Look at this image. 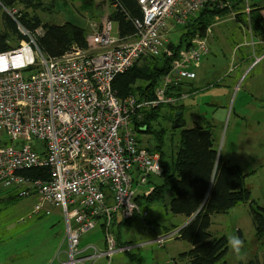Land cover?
I'll return each mask as SVG.
<instances>
[{
  "label": "built area",
  "instance_id": "2783aa9c",
  "mask_svg": "<svg viewBox=\"0 0 264 264\" xmlns=\"http://www.w3.org/2000/svg\"><path fill=\"white\" fill-rule=\"evenodd\" d=\"M136 2L142 18L133 21L134 37L112 36L113 23L106 17L90 23L85 49L73 46L58 59H46L33 36L20 29L27 41L0 54V186L21 198H37L31 215L61 211L68 242L64 264L83 261L87 249L79 247L80 238L99 224L105 248L89 256L107 263L146 246L161 248L178 232L118 245L112 225L148 216L137 191L162 170L158 154L137 142L134 120L142 122L143 114L163 106L175 108L190 96L188 81L208 53L207 35L192 38L178 51L152 99L120 100L112 83L142 58L170 56L165 45L169 27L184 26L219 0ZM32 169H47L48 180L18 175Z\"/></svg>",
  "mask_w": 264,
  "mask_h": 264
},
{
  "label": "trees",
  "instance_id": "16d2710c",
  "mask_svg": "<svg viewBox=\"0 0 264 264\" xmlns=\"http://www.w3.org/2000/svg\"><path fill=\"white\" fill-rule=\"evenodd\" d=\"M89 1L85 0L83 4L87 5ZM38 4H41L39 0H0V10L2 8L13 10L19 5L27 10L35 9ZM108 6L111 12L107 18L116 25L118 37L121 39L134 37L136 29L133 21L142 18L136 0H108ZM252 8L254 10L250 13L248 28L253 36L264 38V19L258 14L262 7L253 5ZM230 10L229 1L219 0L217 4L206 6L190 17L182 26L178 37L167 45L166 49L170 56L163 54L158 59L142 58L124 74L114 79L112 89L116 97L120 100L128 97H137L138 100L152 99L161 76L176 60L178 51L187 47L192 38L205 37L206 31L215 23V18L223 17ZM25 11L18 12L13 17L5 13L2 15L0 54L14 49L10 46L11 39H16L17 47L27 41V36L20 33L19 28L31 36L35 35L33 38L36 48L46 59H58L73 46L85 49L86 33L80 24H43L37 16H30ZM174 109V115L167 118L170 123L169 129L159 125L160 115L157 109L143 114L142 122L134 120V132L139 135L148 134L152 138L153 146L145 148L150 154H158L162 170L161 175L155 178L156 183L154 179L148 182L151 185L148 196L140 194L137 201L141 203V199H144L145 203H166L172 215L183 216L189 220L175 235L177 240L186 242L191 247L178 256L179 262L226 264L224 257L227 253V240L224 236L217 237L211 231L212 219L236 206L246 205L255 238L260 242L264 239V209L257 207L251 199L250 192L244 186L245 176L241 168L227 164L218 155L214 147L211 126L207 124L204 127L195 125L186 128L182 106ZM178 112L180 116L177 117ZM175 121L179 126L177 129H173ZM176 131L178 141L174 144ZM166 139L173 147L175 146V149L173 147L171 150L167 149ZM137 142L140 143L138 139ZM18 175L32 181H47L49 177L47 169L26 170ZM16 196L21 198L18 194ZM18 198L14 197V200ZM130 221L120 222L119 225L123 226ZM240 264L264 262L261 263L255 256L247 263Z\"/></svg>",
  "mask_w": 264,
  "mask_h": 264
},
{
  "label": "rangeland",
  "instance_id": "374dc122",
  "mask_svg": "<svg viewBox=\"0 0 264 264\" xmlns=\"http://www.w3.org/2000/svg\"><path fill=\"white\" fill-rule=\"evenodd\" d=\"M83 1L85 0H39L41 4H38L35 9L27 10L21 5L16 6L13 10L2 8L0 10V29L1 17L4 13L13 17L14 14L26 10L25 12L30 16H37L43 24L77 23L83 27L85 33H88L90 23L100 22L108 16L111 9L108 6V0H90L87 5L83 4ZM241 1L248 2V0ZM222 24L224 23L212 27L213 31H217ZM225 26H231L236 31L235 34L232 33L234 36L231 35L229 41L240 44L242 42V37L241 39L239 37V35L242 36L240 29L233 26L232 23L224 24L223 27ZM182 28L175 25L170 26L165 35V40L168 41L165 45L174 41ZM20 30L19 32L22 33ZM116 35L117 27L113 24L112 36ZM17 45L16 39L10 40L11 47L15 48ZM225 71L226 67L219 75L213 77L212 82L216 83L217 76H222ZM263 72L264 64H261L256 68L252 66L247 69H237L224 82H217L218 85H205L209 81L203 83V80H198L199 82L196 84L198 88H192L184 105L178 106H182V108L185 106L182 113L188 126H191L197 118L201 125L206 123L211 126L214 147L218 155L227 164L241 168L245 176L244 186L250 192L251 199L257 207L264 209V95H260L258 99L255 95L257 100L250 101V109L245 113V117L249 121L248 127L244 128L243 125L235 121V114L239 111L238 106L242 107L250 100V95L248 96V93L245 92L246 84L250 80L264 82ZM222 85L226 88L220 87ZM199 88H203V90ZM211 100H213V105H209ZM157 112L160 115L159 125L164 129H169L170 123L167 118L174 115L175 109L163 106L158 108ZM175 134L174 144L178 141V131ZM136 137L140 146L149 148L153 146L152 138L148 134H136ZM166 140V147L171 150L173 144L171 145L169 140ZM173 148L175 149V146ZM151 180L154 183L157 182L155 178H151ZM150 191L151 185L147 184L137 192L147 194ZM16 194V190L0 186V263L10 262V257H15L17 260L27 261L26 263L35 261L33 264H36L40 258L48 256L51 252L53 242L50 237L56 232V228L49 227L48 224L54 220L52 216L41 218L31 215L37 198H18ZM14 197L18 199L14 200ZM165 204L160 202L145 203V200L141 199V210L147 211L148 216L144 219L136 216L129 223L121 226L119 231L121 237L123 239L134 238L137 244L150 241L156 236L177 232L186 218L172 215ZM248 214V207L239 205L212 219L211 231L217 237L224 236L227 240V253L224 257L226 264L247 263L255 256L264 253V239L260 242L256 240ZM113 231L117 233L118 229L114 227ZM231 236H236L243 241L239 255L228 244V239ZM189 247L188 243L179 241L174 236L167 238L161 248L148 246L142 250L139 249L137 254L141 264H181L178 262L177 255L186 250L184 248L188 249ZM171 256H174L175 260L170 258ZM127 261L130 262V260ZM131 263L134 264V261Z\"/></svg>",
  "mask_w": 264,
  "mask_h": 264
},
{
  "label": "crops",
  "instance_id": "0c3cea01",
  "mask_svg": "<svg viewBox=\"0 0 264 264\" xmlns=\"http://www.w3.org/2000/svg\"><path fill=\"white\" fill-rule=\"evenodd\" d=\"M227 1L231 3V10L229 13L225 14L221 18L216 17L215 22L217 21V23L216 24L214 23L207 30L208 34H206L207 36L206 35L205 36H206L208 53L205 56V58L202 60L201 66L198 69L194 70L193 78L190 81H188L189 83L187 87V92H189L192 88H198L196 87V84L199 82L198 80H203V83L209 81L205 85H210V84L218 85L217 82L220 83L224 82V80L228 78L231 74H233L237 69H247L252 66L256 68L257 66L264 64V38H261L259 36H253L252 33L250 32V29L248 28V19L250 17V13L254 10L252 8L253 5H256L259 8L262 7V9L259 11L258 14L262 19H264V0H248L247 3L242 2L241 0H227ZM233 4L235 6H233ZM219 23H224V24L232 23L233 26L240 29V32H242V36L239 35V37L240 39L242 37V42L240 44H234V42L229 41L230 40L229 38L232 35V33L234 34L236 33L235 29H232L231 26L223 27L224 24H222L221 27L219 26V29L217 31H213V28L217 27L218 26L217 24ZM210 38L211 40H209ZM225 67H226V71L224 72V74L222 76H217L216 83H213L212 82V79H214L213 77L219 75V73H221V71ZM227 68H229L228 71ZM220 87L226 88L223 85ZM199 89L203 90V88H199ZM245 92L248 93V96L250 95L249 103L242 105V107L238 106L239 111H237V113L235 114L236 117L235 121L243 125L244 128L248 127L249 125V121L245 117V113L250 109L249 108L250 101L257 100L258 97H260V95H264V82L260 83L259 80H255V81L250 80L248 84H246ZM255 95L257 96V99L255 98ZM184 102L182 105H184ZM209 105H213V100L210 101ZM184 108L185 106L183 107V109ZM198 120H199L198 118L195 119L194 123L191 126H188L185 122V127L191 128L195 125L204 127L205 125H207L206 123L205 125H201L200 122H198ZM51 212L52 213L50 216H52L54 222H49L48 226L49 227L53 226V228H56V232L53 234L52 237H50V239L53 242V244H51V252L48 256L42 259L40 258L36 262V264H64L68 260V242L66 238L65 220L60 210L53 209ZM36 217L43 218L41 215ZM188 222H189L188 219H184L183 224L180 228L184 227ZM119 224L120 222L113 223L114 225L113 230L114 227L115 229L116 228L118 229L117 233L113 231L117 243L120 245L135 243L134 238L123 239L121 237L119 233L121 229V225ZM212 225H213V220H212ZM72 226L74 225L72 224ZM79 247L81 249H87V250L82 256L84 257L83 261L78 264H133L131 263V261H134V264H141L139 260V255L137 254V251L139 252V250L133 252L132 254L117 255L116 257L111 259L109 263H107L106 259L104 258H99L94 260L90 258L89 256L90 254H92L95 251H102L105 248L103 228L102 225L100 224L96 226L93 230H90L81 236L79 241ZM147 247L148 246L143 247L140 250ZM184 249L186 250L179 252L178 255L187 252L190 249V247L188 249L187 248ZM257 257L261 263L264 262V253H261ZM170 258L175 260L174 256H171ZM10 259H11L9 260L10 262L7 261L0 264L35 263V261L26 263L27 261L17 260V258L15 257H10ZM127 260H130V262H128ZM180 263L183 264L182 262Z\"/></svg>",
  "mask_w": 264,
  "mask_h": 264
},
{
  "label": "clouds",
  "instance_id": "9594fccd",
  "mask_svg": "<svg viewBox=\"0 0 264 264\" xmlns=\"http://www.w3.org/2000/svg\"><path fill=\"white\" fill-rule=\"evenodd\" d=\"M228 244L231 247V249L237 254L239 255L241 248L243 247V241L236 237V236H231L228 239Z\"/></svg>",
  "mask_w": 264,
  "mask_h": 264
},
{
  "label": "water",
  "instance_id": "95a60500",
  "mask_svg": "<svg viewBox=\"0 0 264 264\" xmlns=\"http://www.w3.org/2000/svg\"><path fill=\"white\" fill-rule=\"evenodd\" d=\"M176 116L178 117V116H180V113L178 112V113H176ZM179 126L177 125V123H176V121L174 122V124H173V129H177ZM181 229V228H180ZM179 229V230H180ZM178 230V231H179Z\"/></svg>",
  "mask_w": 264,
  "mask_h": 264
}]
</instances>
